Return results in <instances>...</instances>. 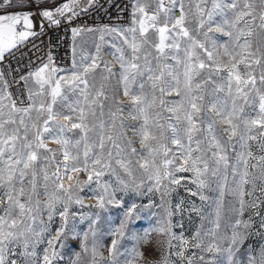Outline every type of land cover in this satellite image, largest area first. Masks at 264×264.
<instances>
[{"label": "rangeland", "instance_id": "obj_1", "mask_svg": "<svg viewBox=\"0 0 264 264\" xmlns=\"http://www.w3.org/2000/svg\"><path fill=\"white\" fill-rule=\"evenodd\" d=\"M144 3L139 6H144L147 17L139 13L135 22L128 27L124 37L129 41L132 38V33L128 32L129 28H136L135 37L137 42L147 40V43L142 45V51L151 53L148 60L154 70H158V64H167L172 66L174 72L181 73V79L184 62L187 61V54L185 49L190 52V41L192 39L203 43L205 48L213 52L214 57L221 63H227L229 56L225 55V46L229 52L239 50L237 48V29L243 30L245 33L251 31V35L240 37L239 43H244L247 40L251 44V51L256 53V58L261 59L259 65L253 64L251 69H247L244 64L238 66L242 76L247 75L251 71L257 79L256 89H245L249 92L247 102L237 99V109L239 118L234 121L239 124L238 134L228 140V133L223 129L227 125L217 123L215 126L218 138L222 142L227 141L226 152L228 155L229 166L225 169L222 166L216 175H212V169L215 164L212 160V152L216 149H207L206 142L201 145L205 149L203 158L209 164V172L205 173L201 179L205 180V186L201 188L197 182L196 173L193 171H176L178 165H182L183 161L179 159L177 153V146L172 145L169 141L171 132L166 131L165 143L171 148L169 158L173 154L177 155L173 165L169 166V171L173 173L171 177H166L161 181L160 190L157 191L153 187L152 192L147 189L150 185H154V181L148 179V174L144 173L143 169L139 168L136 164L137 156H128L132 160L130 168L132 169V176H129L120 166L112 161V168L105 169V174L101 177V184H108L109 190H115V196L121 200L124 207L132 205L136 206V212L139 213L132 220L128 228L125 230L123 237L114 235L116 229L119 227L120 222L124 219V208H118L107 205L106 209L99 208L97 196L102 194L103 189L99 188L94 183L86 185L83 191L78 194L83 200V204H70L68 207V220L65 227L64 234L57 236L63 220L60 213L63 211V203L60 201L55 202L52 211L51 219H49L48 210L44 207L47 203V197L44 195V180L43 168L48 164V170L51 172L55 168V164L63 161V154L61 145L53 142L49 143L48 137L53 133H45V139L49 149L56 152L55 161L39 160L36 163L37 171V193L38 197L34 196L33 200L39 198L41 202V210L37 215L34 225H32L34 234L29 239V252H34L35 255H23V247L15 248L11 254H6V262L12 260L16 264H43V256L45 253H51L53 250L57 253L53 259V264H226L227 253L221 251L220 253L207 252L205 250L209 243L215 242L222 249L229 246L228 236L233 231V226L237 221L249 222V227L244 229L243 223L237 230L246 232V238L243 240L239 251L235 253L234 259H239L243 264H249V258L255 257L256 264H258L261 255H264V228L261 227V221L264 219V178L261 177V162L259 157H264V127L256 124H245V121L258 120L264 114L260 112V99L259 95L264 94V84L260 82L261 72L264 71V28L261 25V15H264V5L260 0H143ZM161 3L163 7H161ZM214 3H219L220 8H213ZM236 3V8L232 9L226 5ZM183 5V12H181L179 5ZM245 4H250L252 15L243 17L238 23L236 22V15L240 11H249L245 8ZM197 5L204 9L203 14L198 11ZM178 12V13H177ZM175 13L177 16L175 18ZM208 13H212V20H208ZM152 15H156L155 21L148 19ZM183 15V27L187 29L189 37H184L179 32V28H173L172 25L175 20ZM140 21H143L147 29L144 35L140 33ZM203 21V27L201 22ZM247 22V23H246ZM167 23L168 32L165 33V53L166 58L161 57L158 61L155 57L158 55L155 45H158L159 33L157 28L162 27ZM235 23V27H230V24ZM221 25L224 31H216V26ZM209 27L212 31H208ZM124 32V31H123ZM232 32V36L225 33ZM125 38H120L119 33L110 30H80L75 35L74 57L70 65L66 68L68 70L58 73L55 72V78L66 76L72 72H83L85 67L91 66L95 63L96 67L90 70L85 79L88 81L87 96L91 101L97 92H103L104 96L99 97L98 103L93 105L96 115H89L88 121L90 126L95 125L91 132H89V143L97 140V133L100 131V124L103 123L107 128L113 120L117 125V130H120V122L123 121L124 128L122 129L128 138L132 140L133 146L137 152L146 153L145 149L141 148L139 143L140 137L130 130L138 129L143 124V116L132 112L133 105L129 102L128 97L124 96V84L122 79L123 69L121 68V61L118 57L123 53L124 60L131 59V49ZM174 42L180 44L179 53L171 47ZM119 50V51H118ZM196 55L200 60L206 64H211L212 61L208 60L207 54L203 49L196 48ZM179 56L181 64L177 65L176 60L172 58L173 55ZM195 59V57H193ZM144 65L143 59L137 61ZM111 68V72L107 68ZM114 67V68H113ZM164 81H170L171 77L167 75L168 69H164ZM148 73L145 71L142 76H137L136 81L131 85L133 93H139V85L144 83L145 93L151 91V82L147 80ZM227 70H223L217 74L215 71L209 73L205 68L201 70L197 80H208L204 84V105L205 111L200 113V116L207 120L209 117L215 118V113L207 111L209 101L219 99L227 101V107L231 108L232 98L236 96L235 85L233 84L232 96L227 92ZM34 78L29 82V89L32 95L31 112L28 116L35 118L40 102L43 100L45 104L51 100L50 87L45 86L44 94L38 95L40 87L34 83ZM62 84V93L64 98H58L54 110H60L65 114H70L71 110L68 105L72 107H85L88 106L84 103V95L81 94L80 88L70 91L67 86ZM218 85H223L224 91H213ZM165 88L168 87L164 83ZM83 88V85H81ZM156 96L159 98L160 93L157 91ZM107 99H104V97ZM163 99L165 105L162 108L149 109V116L154 117L157 111L160 112V122L167 125L169 123L176 124L177 121L169 119L172 113H169L166 108L171 107L169 101H179L181 96L175 93L172 95H164ZM117 100H122L123 104L120 107L122 112L113 117L112 113L116 112ZM103 104V107H100ZM3 111L5 114L9 112V107L2 103ZM242 109V111H240ZM21 113H15L14 116L19 120ZM132 115H137L138 118L133 120ZM217 120L219 118H216ZM43 116L40 121H37L38 126L42 123ZM25 123H30L28 117H25ZM61 124L68 122L61 120ZM179 126H185L184 121L179 122ZM8 129L17 127V125H6ZM206 127V123L201 125ZM250 128V132H246ZM21 135L23 134V127L20 126ZM252 135L256 138L247 140L246 147H242L244 141L240 140V135ZM62 135L70 137L73 144L69 145L71 151L83 153L84 141L81 140L79 148L74 146V142L80 139L82 135L79 129H73L71 132H65ZM183 137V133H181ZM207 133H198L196 137L199 139L204 138ZM29 139H33L32 131H29ZM183 143H187L186 137H183ZM123 144L127 140L122 141ZM194 146V145H193ZM234 146V147H233ZM93 152L98 149L93 148ZM107 151V149H106ZM114 155L116 149H112ZM251 151L252 157L249 159V177L251 181L245 184L243 197L245 201L243 213L240 212V197L236 192L239 184L240 175L243 172V165L241 164L236 174H233V166L236 165L237 155L241 152ZM41 155H50L43 149L40 150ZM199 155V153H193ZM165 159L161 153L157 156V164L162 167V162ZM257 165V167H252ZM61 163V167H62ZM187 167V166H185ZM202 167V165H201ZM80 178L86 180L87 177L84 173H80ZM31 179L29 175L25 179L26 192L30 189L31 185L28 180ZM179 180V183H171V180ZM120 181L126 182L129 187L123 188ZM67 183V182H66ZM135 184H140L142 187L136 189ZM17 189L19 184L16 185ZM6 187H0V215L4 214V210L9 207L7 196L5 195ZM250 193V194H249ZM201 195L206 199H201ZM26 197L21 198V202H25ZM255 204V207L252 205ZM219 212V217H217ZM169 213L171 215L169 216ZM12 215H18V209H14ZM135 215V214H134ZM95 221V223H93ZM217 222L219 228H216ZM29 223H31L29 221ZM171 225L170 233H160L157 231L160 227ZM91 225V230L89 226ZM43 230V231H41ZM94 233V234H93ZM130 234H135L138 239L133 240ZM199 234V235H197ZM85 235L87 239L85 240ZM223 237V239H221ZM119 239L118 252L115 256L110 253L113 240ZM49 240L54 243L50 247ZM187 241V244H184ZM200 243V247L194 245ZM87 247V251H85ZM95 248L96 254H93L92 249ZM136 250L135 252L133 250ZM136 252L143 253V258H139ZM182 253V255H178ZM203 257V259H201Z\"/></svg>", "mask_w": 264, "mask_h": 264}, {"label": "snow or ice", "instance_id": "obj_2", "mask_svg": "<svg viewBox=\"0 0 264 264\" xmlns=\"http://www.w3.org/2000/svg\"><path fill=\"white\" fill-rule=\"evenodd\" d=\"M80 0H69V2L64 3L60 7L54 10H44L42 16L49 21L51 25L59 26L61 23L60 18H66L69 23L74 16L79 13L76 11V7L79 6ZM175 4V0H172ZM261 4L264 5V0H260ZM94 3V0H88V5ZM6 6L10 7H25L24 0H17L16 3L13 0H0V9H4ZM236 3H231L226 5V7L235 9ZM161 7L163 4L161 3ZM181 12H183V5H179ZM245 8L249 11H240L236 15V22L238 23L243 17L251 16V5L245 4ZM198 11L203 14L204 9L197 5ZM213 8H220L219 3H214ZM135 12H139L147 17L144 6H139ZM134 12V17H135ZM66 14H70L67 15ZM31 13L24 12H5L0 11V61L5 57V53L11 52L16 49L20 44H23L30 35H33L30 30L33 28V22L31 20ZM148 19L155 21L157 19L156 15L148 17ZM261 25L264 28V15H261ZM208 20H212V13H208ZM184 17L175 20L172 25L173 28H179V32L183 34L184 37H189V33L186 28L183 27ZM247 23V22H246ZM19 26V29H18ZM201 27H203V21L201 22ZM230 27H235V23L230 24ZM140 33L144 35L147 31L143 21H140ZM167 23L164 26L157 28L159 33V44L155 45L158 55L155 57L158 61L161 57L166 58L165 53V33L168 32ZM73 34L76 35L80 30L73 29ZM110 31H117L116 29H110ZM128 32L132 33V38L129 41L125 38V42L128 43V47L131 49V59L125 61L123 53L118 57L121 61V68L123 69L122 79L124 84V96L128 97L129 102L134 106L132 112L138 113L143 116V124L138 129H132L139 137V143L142 149L146 150L144 152H137V149L133 146L132 140L127 137L126 133L122 130L124 128L123 121L120 122V130H117V125L115 120L109 127H105L103 123L100 124V131L97 133V140L89 143V132L95 127V125L89 124V115L95 116V110L93 105L98 103L99 97L104 96L103 92H97L95 97L89 101L87 96L88 81L85 79L87 73L96 67L93 63L89 67H85L83 72H72L69 75L61 76L55 78V72L57 71L52 67V58L49 56V63L40 67L34 75L35 82L40 86V92L38 95H43L45 86L50 87L51 100L49 103L45 104L42 100L40 102L39 108L37 110V116L35 118L28 116L32 108H17L14 102H11L9 107V112L4 113L2 106L3 98L0 97V187H6L7 191L5 195L9 202V207L4 210V214L0 215V264H16L15 260L6 262V254H11L14 252L15 248L23 247V255H35L34 252H29V239L34 230L32 225L35 224L37 215L41 210V202L39 198L33 200V197H38L37 193V171L36 163L39 160L53 162L55 161L56 152L49 149L45 139V133H53L48 137V140L61 145V151L63 154V161L55 164L54 170L51 172L48 170V164L44 165L43 168V180H44V195L47 197V203L44 207L48 210L49 219H51L54 204L57 201L63 203V211L60 213L63 224L57 233V236H62L67 226L68 220V207L70 204H83L82 198L79 196V192L83 191L86 185L95 184L99 188L103 189L102 194L97 196L98 207L101 209H106L107 205H111L118 208H124V219L120 222L119 227L116 229L114 235L117 237H123L125 235V230L128 228L129 223L138 216L139 213L136 212V206L132 205L129 207H124L121 200L117 199L115 196V190L110 191L108 184H101V177L105 174V169L112 168V161L115 162L126 172L129 176H132V169L130 165L132 160L128 156H137L136 164L139 168L143 169L144 173L148 174V179L154 181V185H150L147 189L148 192L153 191V187L157 191L160 190L161 181L166 177H171L173 173L169 171V166L173 165L174 160L177 158L176 154H173L169 158V153L172 151L171 148L165 143V133L166 131L171 132V137L169 141L172 145L177 146V153L179 159L183 161L182 165L176 167V171H193L196 173L197 182L201 188L205 186V180L201 177L209 172V164L207 160L203 158L205 149H202L201 145L206 142L207 149H216L212 152V160L215 167L212 169V175L220 170V167L227 168L229 166L228 155L226 152L227 141L222 142L221 138H218L215 130L217 123L227 125L223 129L224 132L228 133V140L232 137L237 136L239 130V124L234 122L238 116V109L236 101L237 99L247 102L249 92L245 89H256L257 79L251 71L247 72L246 77L242 76L238 70L240 64H244L247 69H251L253 64L259 65L261 59L256 58V53L251 51V44L245 40L244 43H239L240 37L245 35H251V31L245 33L243 30L237 29V35L235 37L237 41V50L229 52L227 46H225V55L229 56V61L227 63H221L218 61L213 52L205 48L203 43L196 41L189 37L190 49H185L187 54V61L184 62L183 72L181 79L180 72H174L171 65L158 64V70H154L148 60V51H142V45L147 43V40L137 42L135 37L136 28H129ZM208 31H212L209 27ZM216 31H224L221 25L216 26ZM228 36H232V32L225 33ZM171 47H173L177 53L180 51V44L174 42ZM203 49L207 54L208 60L212 61L211 64H206L203 60H200L199 56L196 55L195 49ZM119 51V50H118ZM195 57V59H193ZM172 58L176 60L177 65L181 64V60L177 55H173ZM143 59L144 65L137 63ZM207 68L209 73L215 71L217 74L223 70H227V92L229 96H232L233 84L235 85L236 96L232 98L231 108L227 107V101H221L219 99L209 101L207 105V111L210 113H215V118L209 117L205 120L200 116V113L205 111L204 101V84L208 83V80H197L200 75L201 70ZM168 69L167 75L171 77L170 81H164L165 71ZM107 70L111 72V68L108 67ZM148 73L147 80L151 82V91L145 93L144 83L139 85V93H133L131 91V85L136 81L137 76H142L144 72ZM47 73V76L45 74ZM2 75V73H0ZM26 79V78H25ZM260 82L264 84V71L261 72L259 77ZM67 86L70 91L80 88L81 94L84 95V103L88 106L85 107H72L70 108V114H65L60 110H54V105L57 103L58 98H64L62 93V84ZM164 83L168 84V87L163 86ZM83 85V88H81ZM223 85H218L213 91H224ZM259 93V90L256 89ZM159 91L160 97L156 96V92ZM175 93L177 96H181L179 101H169L171 107H167L166 110L172 113L169 119H175L176 124H163L160 122L161 116L160 112L157 111L154 117L149 116V109L152 108H162L165 105L163 99L164 95H172ZM10 99V97H9ZM31 99V95L29 97ZM104 99H107L105 96ZM260 99V112L264 114V94L259 95ZM117 108L116 112L112 113L113 117L117 113L122 112L123 109L120 105L123 104L122 100L116 101ZM103 107V104H100ZM242 111V109H240ZM15 113H21L19 120L14 116ZM28 117L30 123H25V117ZM41 116H43L42 123L38 126L37 121H40ZM137 115H132V119H137ZM216 118H219L218 120ZM67 121V124H61L60 121ZM184 121L185 126L181 128L179 122ZM206 123V127H201V125ZM256 125L259 124L264 127V116L258 120L245 121V124ZM17 125L11 129L6 128V125ZM20 126L23 127V134L21 135ZM73 129H79L80 136L79 140L74 142V146L79 148L81 140L84 141V148L82 155L79 152H73L69 148L73 141L70 137L62 135L65 132H71ZM32 131L33 139H29V131ZM250 132V128L246 130ZM186 137L187 143H183V137ZM198 133H207L203 140L196 137ZM255 136L241 134L240 140L245 143L242 147H246L247 140L255 139ZM127 140L126 144L122 141ZM194 145V146H193ZM234 147V146H233ZM98 149V151L93 152L92 149ZM43 149L45 152L50 153V155H41L40 150ZM107 149V151H106ZM112 149H116L115 155ZM163 154L165 159L162 162V167L157 164V156ZM193 153H199V155H193ZM253 158L251 151L241 152L237 155L236 165L233 166V174L235 175L238 167L243 165V172L240 175V180L238 187L236 189L237 194L240 197V212L243 213L245 201L243 199L244 185L250 183L249 177V159ZM258 160L261 162V177L264 178V157H259ZM62 163V167H61ZM202 165V167H201ZM187 166V167H185ZM252 167H257V165H252ZM80 173H84L87 177L86 180L80 178ZM31 179L28 180V184L31 185L30 189L26 192L24 184L25 179L28 176ZM67 182V183H66ZM123 188H128L129 185L120 181ZM171 183H179V180L173 179ZM19 184L17 189L16 185ZM134 187L139 189L142 187L140 184H135ZM250 194V193H249ZM26 197L25 202H21V198ZM201 199H206L201 195ZM255 207V204L252 205ZM18 209V215L13 216V210ZM135 214V215H134ZM171 213H169V216ZM217 217H219V212H217ZM29 221L31 223H29ZM95 223V221H93ZM243 223L244 229L249 227V222L237 221L233 226V231L230 236L227 237L229 241V246L227 248H221L217 243H209L205 250L207 252L220 253L221 251L227 253L226 264H243L242 261L235 258V253L239 251L243 240L246 238L247 233L237 230L239 226ZM261 227L264 228V219L261 221ZM91 230V225L89 226ZM216 228H219V223L217 222ZM171 225L166 227H160L157 229L160 233H165L168 231L170 233ZM43 231V230H41ZM94 234V233H93ZM199 235V234H197ZM130 238L133 240L138 239L135 234H130ZM87 235H85V240ZM223 239V237L221 238ZM54 241L49 240L48 244L51 247ZM119 239L113 240L110 253L115 256L118 252ZM187 244V241H184ZM195 247H200V243L194 245ZM87 251V247H85ZM93 254H96L95 248L92 249ZM136 251L135 249L133 250ZM57 253L53 250L50 254L45 253L43 256V264H53V259L56 257ZM137 257L143 258V253L136 252ZM182 255V253H178ZM203 259V257H201ZM249 264H256V258L250 257ZM258 264H264V255H261Z\"/></svg>", "mask_w": 264, "mask_h": 264}, {"label": "built area", "instance_id": "obj_3", "mask_svg": "<svg viewBox=\"0 0 264 264\" xmlns=\"http://www.w3.org/2000/svg\"><path fill=\"white\" fill-rule=\"evenodd\" d=\"M66 2L69 0H24L26 6L23 8L6 6L0 9L5 12L31 13L33 28L30 31L34 33L16 49L5 53L4 59L0 61V97L4 105L9 106L14 102L17 108L31 106L29 82L33 75L30 74L48 64L49 56L52 58L51 66L57 71L70 65L74 57L73 29H127L139 15L135 10L144 3L143 0H94L91 6H87L88 0H80L76 7L79 14L72 18L71 23L66 18H60L59 26L51 25L42 16L44 10H54Z\"/></svg>", "mask_w": 264, "mask_h": 264}, {"label": "bare ground", "instance_id": "obj_4", "mask_svg": "<svg viewBox=\"0 0 264 264\" xmlns=\"http://www.w3.org/2000/svg\"><path fill=\"white\" fill-rule=\"evenodd\" d=\"M139 16V15H138ZM138 18V17H137ZM124 31V32H123ZM116 32H118L119 33V37L120 38H125L124 37V33H126V30L125 29H117V31ZM114 68V67H113ZM66 70H68V69H63V70H60V71H58L57 72V74L58 73H61V72H63V71H66ZM45 76H47V73L45 74ZM34 78V81H35V77H34V75H33V77H32V79ZM38 87H40L36 82H34ZM66 122V121H65ZM49 143H53V142H49Z\"/></svg>", "mask_w": 264, "mask_h": 264}]
</instances>
